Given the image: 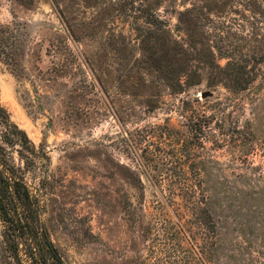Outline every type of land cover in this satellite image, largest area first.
Wrapping results in <instances>:
<instances>
[{
    "label": "rangeland",
    "instance_id": "1",
    "mask_svg": "<svg viewBox=\"0 0 264 264\" xmlns=\"http://www.w3.org/2000/svg\"><path fill=\"white\" fill-rule=\"evenodd\" d=\"M0 44L63 264H264V0H0Z\"/></svg>",
    "mask_w": 264,
    "mask_h": 264
},
{
    "label": "trees",
    "instance_id": "2",
    "mask_svg": "<svg viewBox=\"0 0 264 264\" xmlns=\"http://www.w3.org/2000/svg\"><path fill=\"white\" fill-rule=\"evenodd\" d=\"M1 47L0 44V60H12L4 57ZM263 59L264 54L259 61ZM177 76L179 81L184 77L182 87L197 84L189 73ZM245 76L241 69L227 72V78L232 79L237 87L248 85L251 79L249 76L244 79ZM209 119L213 117L206 118L205 124H208ZM14 154L20 164H16ZM44 158L42 150L35 147L27 133L12 121L0 103V222L3 227L1 244L5 256L4 264H63L39 220V200L29 189L24 176L25 170L29 171L31 166H36L37 161ZM206 212L208 223L214 229L215 225L211 223L213 212L211 209Z\"/></svg>",
    "mask_w": 264,
    "mask_h": 264
},
{
    "label": "water",
    "instance_id": "3",
    "mask_svg": "<svg viewBox=\"0 0 264 264\" xmlns=\"http://www.w3.org/2000/svg\"><path fill=\"white\" fill-rule=\"evenodd\" d=\"M205 95H207V94H205Z\"/></svg>",
    "mask_w": 264,
    "mask_h": 264
}]
</instances>
